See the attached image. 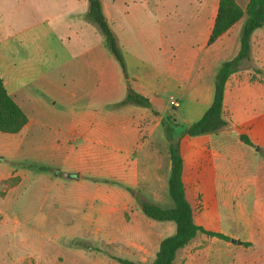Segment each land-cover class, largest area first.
<instances>
[{"label":"crops","instance_id":"0c3cea01","mask_svg":"<svg viewBox=\"0 0 264 264\" xmlns=\"http://www.w3.org/2000/svg\"><path fill=\"white\" fill-rule=\"evenodd\" d=\"M100 1L130 87L158 115L133 104L113 106L126 96L125 80L98 28L85 19L88 0H0L5 18L26 27L18 43L12 35L0 38V78L28 118L18 133L0 132V214L19 185L23 203L46 204L63 242L88 240L90 250L117 241L136 250L129 260L150 263L160 241L175 231L139 207V200L173 205L161 117L170 114L187 126L203 115L218 66L239 50L245 16L208 44L218 0H202L178 18L169 0ZM248 1L235 0L242 10ZM34 81L36 97L26 90ZM223 114L229 125L217 134L189 136L178 127L176 136L194 223L232 240L209 237L202 248L190 242L173 264H260L264 256V26L251 34L250 61L225 83ZM13 135H20L15 146ZM19 151L18 162L56 172L22 168L11 187L8 181L18 172L7 158ZM110 173L116 184L102 181ZM93 258L110 264L106 257Z\"/></svg>","mask_w":264,"mask_h":264},{"label":"trees","instance_id":"16d2710c","mask_svg":"<svg viewBox=\"0 0 264 264\" xmlns=\"http://www.w3.org/2000/svg\"><path fill=\"white\" fill-rule=\"evenodd\" d=\"M245 16L239 34V50L237 54L229 59L222 61L217 68L213 81V96L209 107L203 115L195 122L181 126L175 122L170 114H163L160 124L168 145L170 158V171L167 182L168 195L173 203L171 208H161L158 205L139 200L141 212L149 219L156 221H169L175 226L172 235L163 238L158 246L154 259L150 263L132 261L126 258L110 256L119 264H173L179 250L188 245L198 234L208 237H215L223 241H231L229 236L221 233L204 230L197 226L192 218V209L184 197L181 182V157L179 153L178 137L176 128L181 127L182 133L189 136L204 134H217L227 128L229 121L223 114L224 87L228 77L240 70L242 65L250 61V37L254 30L264 26V0H249L245 9L242 10L235 0H218L217 12L214 18L213 27L208 39V44L213 43L220 35L226 32L234 23ZM87 22L96 25L103 36L104 45L118 62L122 71L126 86V96L124 99L113 106L133 104L154 111L148 98L134 91L129 83L126 66L123 56L118 47L116 38L102 12L100 0H88V10L85 15ZM254 72L260 70L253 68ZM28 122L26 114L19 108L16 102L6 92L2 79L0 78V132L6 134L18 133ZM242 143L252 146L251 142L245 137L240 136ZM39 172H56V170L30 163L25 166ZM11 180L8 181L10 183ZM116 184L115 181L102 180ZM248 245V243H242ZM72 245L77 248H85L87 245L83 240H75Z\"/></svg>","mask_w":264,"mask_h":264},{"label":"rangeland","instance_id":"374dc122","mask_svg":"<svg viewBox=\"0 0 264 264\" xmlns=\"http://www.w3.org/2000/svg\"><path fill=\"white\" fill-rule=\"evenodd\" d=\"M149 1L151 4L158 3L157 0ZM206 1L210 2V0ZM169 2L172 3L170 9L172 11L171 14L178 18L181 12H192L193 8L201 5L203 1L169 0ZM156 7L158 8V6ZM160 12H162L161 9ZM94 26L97 28L96 25ZM25 32V26L11 24L5 18L4 8H0V38L12 35L18 43L19 36ZM37 84V81H34L26 87V90L33 97L38 96L36 94ZM157 107L159 108L158 105ZM186 107L187 101L183 100L181 102V108ZM13 136V146H15L19 143L20 135ZM21 157V152L19 151V154L14 152L12 159L7 158V161L13 162L14 168L18 172L11 178V187H16L20 181V173L22 174V170H24L22 168H27L25 166L30 164L24 161L18 162L21 160ZM115 179V174L113 173H110L107 177L109 181H115ZM20 190L19 185L17 188H14L10 199L6 203V210L0 214V264H69L70 260H74L75 264H95L90 258L94 259L93 257L102 256L108 258L110 264H119L110 256L128 259L133 258L136 250L131 245L127 247V245L117 241L107 243L102 248L94 246L90 250H86L85 248L82 251H76L77 247L72 245V242L75 241L74 239L63 242L62 239L58 238L59 234L53 230L54 225L52 219L54 220V218L51 217L46 204H43L39 208L37 204L29 205L26 202L23 203ZM26 211L30 214L29 216L26 215ZM140 223L142 225L146 224L145 222ZM168 223L174 226L173 223ZM210 240L211 238L204 235L191 240V244L198 242L200 248L208 247V241ZM84 243L92 245L88 240ZM260 264H264V256L261 257Z\"/></svg>","mask_w":264,"mask_h":264},{"label":"built area","instance_id":"2783aa9c","mask_svg":"<svg viewBox=\"0 0 264 264\" xmlns=\"http://www.w3.org/2000/svg\"><path fill=\"white\" fill-rule=\"evenodd\" d=\"M170 100H171V105L177 106V102L173 98H170Z\"/></svg>","mask_w":264,"mask_h":264},{"label":"water","instance_id":"95a60500","mask_svg":"<svg viewBox=\"0 0 264 264\" xmlns=\"http://www.w3.org/2000/svg\"><path fill=\"white\" fill-rule=\"evenodd\" d=\"M237 244H239V241H236Z\"/></svg>","mask_w":264,"mask_h":264}]
</instances>
